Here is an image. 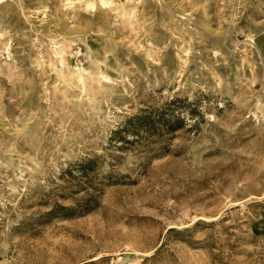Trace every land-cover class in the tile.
I'll return each mask as SVG.
<instances>
[{
  "label": "rangeland",
  "instance_id": "rangeland-1",
  "mask_svg": "<svg viewBox=\"0 0 264 264\" xmlns=\"http://www.w3.org/2000/svg\"><path fill=\"white\" fill-rule=\"evenodd\" d=\"M106 1L0 0V264H264V0ZM176 96L168 153L111 141Z\"/></svg>",
  "mask_w": 264,
  "mask_h": 264
},
{
  "label": "trees",
  "instance_id": "trees-1",
  "mask_svg": "<svg viewBox=\"0 0 264 264\" xmlns=\"http://www.w3.org/2000/svg\"><path fill=\"white\" fill-rule=\"evenodd\" d=\"M200 109L196 103H191L179 97H172L156 108L142 109L129 116L111 134V141L118 144L120 149H126L132 145H139L143 140L147 141L145 150L147 161L159 158L169 152V142L174 135L188 127H195L199 120ZM198 115V116H197ZM201 119V117H200ZM97 159H84L74 167L78 171V191L89 189L91 182L96 178ZM72 171L66 172L71 178ZM91 175V176H90ZM98 191V190H97ZM99 196L89 195L86 198L74 200L69 206L56 204L39 220L47 224L53 220H70L89 214L99 206Z\"/></svg>",
  "mask_w": 264,
  "mask_h": 264
},
{
  "label": "bare ground",
  "instance_id": "bare-ground-1",
  "mask_svg": "<svg viewBox=\"0 0 264 264\" xmlns=\"http://www.w3.org/2000/svg\"><path fill=\"white\" fill-rule=\"evenodd\" d=\"M99 3H100L101 5H111V4H112L111 2H107L106 0H99ZM94 5H95L94 3H90V4H89V7L92 8ZM0 14H1V12H0ZM73 79L80 81V80L82 79V75L79 74V73H77V74L73 77Z\"/></svg>",
  "mask_w": 264,
  "mask_h": 264
}]
</instances>
